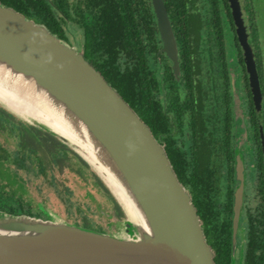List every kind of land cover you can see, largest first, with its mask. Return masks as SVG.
I'll return each instance as SVG.
<instances>
[{"label":"water","instance_id":"1","mask_svg":"<svg viewBox=\"0 0 264 264\" xmlns=\"http://www.w3.org/2000/svg\"><path fill=\"white\" fill-rule=\"evenodd\" d=\"M151 2L178 74L165 2ZM231 3L239 26V0ZM245 55L258 90L249 48ZM0 105L50 131L96 172L90 156L113 172L146 223L129 217L126 234H117L0 210V264H216L192 196L149 124L75 45L1 0ZM238 170L243 178L242 163ZM242 201L239 192L237 216Z\"/></svg>","mask_w":264,"mask_h":264},{"label":"flooded vegetation","instance_id":"2","mask_svg":"<svg viewBox=\"0 0 264 264\" xmlns=\"http://www.w3.org/2000/svg\"><path fill=\"white\" fill-rule=\"evenodd\" d=\"M71 2L74 15L71 13L73 18L68 19H73L78 31L83 32V40L75 46L94 65L92 40H86L84 26L78 20L79 0ZM239 3L242 19L238 26L231 0H187L188 15L177 20L181 29L177 32L165 2L178 45V74L173 60L162 51L153 5L149 37L143 41V49L149 50L151 57L156 56L150 62L158 61L160 79L166 76L168 80L166 84L163 78L158 90L153 91L154 118L157 100L161 99L162 109L173 125L171 133H180L177 139L170 140L168 130L165 139L154 135L165 145L170 160L168 147L185 154L184 150L194 152L192 160L199 167V204L193 186L180 180L192 196L216 264L217 259L225 261L226 247L231 248L230 264H245L250 248L256 264H264V23L255 22L260 11L251 0ZM145 30L146 26L142 31ZM66 40L72 44L67 35ZM246 48L252 52L250 62L256 71L258 90L251 80ZM184 59L190 61L191 76L182 69ZM240 163L243 178L238 170ZM239 192L243 201L237 216L235 200Z\"/></svg>","mask_w":264,"mask_h":264},{"label":"trees","instance_id":"3","mask_svg":"<svg viewBox=\"0 0 264 264\" xmlns=\"http://www.w3.org/2000/svg\"><path fill=\"white\" fill-rule=\"evenodd\" d=\"M1 1L29 18L45 23L53 32L66 39L64 25L67 19L73 18L74 15L71 0ZM164 1L168 6L170 17L174 20L177 32H181V29H178L180 22L177 20L180 21L182 16L188 15L187 0ZM84 2L86 7L81 6ZM57 5H59V9ZM151 5V0H80L78 20L84 26L86 40L88 42L92 40L94 65L118 89L142 119L152 126L153 133L157 137L162 136L165 139L164 133L168 130L170 136L167 139H177L180 133H171L173 125L169 124L170 117L162 109L161 99L157 100L158 107L155 110V118L151 109L153 91L158 90L163 78L166 84L168 82L166 76H163L162 79L159 77L158 61L150 62L151 59L156 60V56L151 57L152 53L143 49L145 46L143 41H147L149 37V24L153 15ZM145 26L146 30L142 31ZM177 38L181 43L179 33H177ZM154 48L156 52L158 43ZM181 64L183 71H187L191 76L189 59L188 61L184 59ZM168 71L167 67L165 72L168 73ZM184 76L188 75L184 74ZM13 115H15L13 112L0 105V124L3 125V119H5L6 123H10L12 128L17 130L19 137L18 151H12L0 142V161L12 162L20 167H30L29 163L33 164L37 160L42 163L48 157L49 161L61 169L63 164L69 160L68 166L75 172L82 174V170H84L87 175L91 174L96 182L106 189L91 166L67 144L50 131L19 117L16 119ZM168 150L180 179L188 186H193L196 203L199 204L197 198L199 167L197 161L192 160L194 152L184 150L185 154L173 150L172 147H168ZM1 175L10 179V174L6 170H1ZM79 176L83 177V175ZM0 210L43 217L40 215L41 211L26 207L22 200V194L15 190L3 191L0 189ZM85 224V226H89L88 223ZM230 249V247H226L224 250L225 261L221 262L216 258L217 264H230L228 263L230 262ZM245 256V264H256L251 248Z\"/></svg>","mask_w":264,"mask_h":264},{"label":"rangeland","instance_id":"4","mask_svg":"<svg viewBox=\"0 0 264 264\" xmlns=\"http://www.w3.org/2000/svg\"><path fill=\"white\" fill-rule=\"evenodd\" d=\"M71 1L78 2V0ZM251 1L252 5L260 11V14L254 18L255 22L264 23V0ZM75 23L73 19H67L64 25L66 35L70 37L72 45L83 40V32L78 31ZM13 117L21 118L17 114ZM3 120V125L0 124V142L10 150L18 151L17 130L13 129L10 123H6L5 119ZM252 156H254L253 148ZM69 163V160L66 161L61 170L58 165L49 161L48 157L42 163L39 160L33 164L29 163L30 167H20L12 162L0 161V189L15 190L21 193L26 207L41 211L40 215L44 218L55 217L83 226L88 223L87 227L110 233L126 234L125 224L129 220V215L123 203L102 178L100 179L106 189L98 184L91 174L87 175L84 170L82 174L75 172L68 166ZM91 169L100 177L92 167ZM1 170L8 171L10 179L2 176ZM222 183L220 178L221 186Z\"/></svg>","mask_w":264,"mask_h":264},{"label":"bare ground","instance_id":"5","mask_svg":"<svg viewBox=\"0 0 264 264\" xmlns=\"http://www.w3.org/2000/svg\"><path fill=\"white\" fill-rule=\"evenodd\" d=\"M87 57V56H86ZM90 61V60H89ZM91 62V61H90ZM72 139H74L72 136H70ZM88 156H90V153H88ZM91 163H93L94 168L97 170V172L100 174V176L103 178L105 183L108 185V187L114 192L115 196L124 204L129 217L135 222L141 225H146L143 216L139 212L138 208L136 207L134 201L128 194V192L125 190L123 184L119 180L118 177L114 175L113 172L110 170H103L100 165H98L97 161H95L94 157H89ZM122 209V208H121ZM127 220V219H126Z\"/></svg>","mask_w":264,"mask_h":264}]
</instances>
